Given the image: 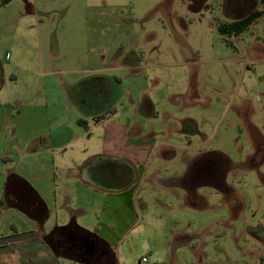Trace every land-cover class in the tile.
I'll return each mask as SVG.
<instances>
[{"label": "rangeland", "instance_id": "rangeland-1", "mask_svg": "<svg viewBox=\"0 0 264 264\" xmlns=\"http://www.w3.org/2000/svg\"><path fill=\"white\" fill-rule=\"evenodd\" d=\"M251 9L264 10V2L28 0L23 5L22 0H9L1 5L0 196L10 175L49 191L53 174L60 173V149L36 139L46 122H70L71 112L55 105L61 92L70 89L64 83L69 67L51 59H91L89 67L94 59H141L137 70L114 72L121 79L112 83L118 96L114 119L128 114L122 119L131 120L137 107L131 104L133 93L139 90L152 104L144 100L136 108L144 133H174L165 114L176 115L181 126L189 127L184 134L192 133V145L201 146L197 152L225 148L242 164L226 181L237 192L238 223L234 230L229 226L228 211L226 221H219L221 213L219 219L208 215L207 225L195 228L205 237L206 253L194 251L193 257L207 261L203 264H264V14L237 36L221 35L217 29ZM82 62L72 67H86ZM75 126L72 121L69 130ZM181 130L186 132L185 127ZM81 131L96 151L100 128L89 122ZM78 139L84 140L74 134L71 142ZM172 144L188 143L175 133ZM251 158L255 163L244 166ZM15 178L12 184L21 186ZM144 189L145 194L153 192ZM52 212L50 225L61 215ZM134 217L130 214L129 219ZM27 223L24 213L0 208V242L14 243L12 227L25 231ZM142 238L135 228L124 244L114 241L115 257L127 264H145L142 257L149 264H163L151 256ZM1 258L10 264L16 254Z\"/></svg>", "mask_w": 264, "mask_h": 264}, {"label": "crops", "instance_id": "crops-1", "mask_svg": "<svg viewBox=\"0 0 264 264\" xmlns=\"http://www.w3.org/2000/svg\"><path fill=\"white\" fill-rule=\"evenodd\" d=\"M51 60L69 67L64 74L70 78L64 83L70 89L61 92L62 96L59 95L55 105H62L65 111L71 112L70 122L66 124L61 119L46 122V130L36 139L47 141L49 145L55 143L54 147L60 149V173L53 174L54 187L52 185L49 191L37 182L29 183L24 179L41 200L40 204L34 199L27 205L19 203L12 192L13 189L23 191L22 186L17 185H13L6 195L7 199L0 204V208L12 207L24 213L29 222L25 231L12 227L16 239H13L14 243L0 242V264H8L1 258L6 254H16L10 264H127L123 259L113 258L112 246L116 240H122L124 244L135 228H140L147 251L156 261L163 264L207 262L192 255L199 250L206 253L205 237L196 231V225L205 226L207 222L204 220L208 215L219 219L220 213L222 218L219 221H226L227 211L229 226L233 230L239 221V212L234 211L237 192L226 182L231 171L237 168L230 166L222 179L214 176L210 179L208 170L212 161L217 159L230 165L240 160H233L225 148L197 152L201 146L192 145V133L189 131L188 136L184 134L188 133L189 127L186 123L181 126L176 115L165 114L173 122L168 128L175 129L174 133L167 132L166 136L156 135L153 131L144 133L138 120L140 112L136 108L144 102L152 104L150 99H143L141 96L144 95L136 89L131 104L137 107L130 116L131 120L122 119L128 114L123 115L121 120L114 119L113 108L118 103V96L112 83L114 79L121 81L114 72L137 70L141 59H94L91 67L86 66L91 59ZM78 62L86 67H72ZM124 78L130 79V75L126 74ZM99 82L106 85L95 88L100 85ZM78 120H82L87 127L91 122L100 128L96 151L91 140L83 136V126ZM72 121L76 125L73 131L69 130ZM248 126L250 128V124ZM183 127L186 132L181 130ZM175 133L185 138L188 144H172ZM74 134L84 140L72 143ZM221 141L224 143L225 139L221 138ZM154 154L155 158H151ZM254 163L251 158L244 166L251 167ZM146 186L151 187L153 192L145 194ZM3 198L5 187L0 201ZM51 212L55 216L61 214L53 226L49 222ZM130 214L135 217L129 219ZM63 230L80 233L89 240L79 248L84 246L82 252L89 248L91 256L81 255V251H77L78 255L67 253L54 247L52 233ZM68 237L73 238L71 235Z\"/></svg>", "mask_w": 264, "mask_h": 264}, {"label": "flooded vegetation", "instance_id": "flooded-vegetation-1", "mask_svg": "<svg viewBox=\"0 0 264 264\" xmlns=\"http://www.w3.org/2000/svg\"><path fill=\"white\" fill-rule=\"evenodd\" d=\"M8 1L9 0H0V6L5 4ZM22 1L24 5H28V0H22ZM1 79H2V67L0 65V87H1ZM102 86H105V84L103 85L100 84L96 86L95 88L99 89ZM212 162L213 163H211L210 168L208 170L210 179H212L213 176L219 179H222L226 175L230 166L235 167V165L233 164L230 165L225 160H222V159H217L216 161H212ZM12 192L14 196L18 199L17 201H19V203L27 205L28 199L23 191L21 192L19 189H13ZM70 235L73 236V238L68 237ZM51 236H52V245L54 247L64 252L77 254V255L80 254L77 251H80L79 247L81 246V244L85 246L86 242L89 241L84 236H82L80 233L71 232L68 230L54 232L52 233ZM84 246L82 249H84ZM93 251H95L94 248H93Z\"/></svg>", "mask_w": 264, "mask_h": 264}, {"label": "trees", "instance_id": "trees-1", "mask_svg": "<svg viewBox=\"0 0 264 264\" xmlns=\"http://www.w3.org/2000/svg\"><path fill=\"white\" fill-rule=\"evenodd\" d=\"M262 2H264V0H262ZM262 14H264V10L251 9V10L245 12L244 14H241L237 17L231 18V20H229L226 23L218 24V26H217L218 32L224 36H230V35L237 36L240 33H242L252 22H254ZM78 122L83 127H85V128L87 127L82 120H78ZM15 176L16 175H10V178L7 180V183L5 184V198H3L0 201V204H2L7 199L6 195H8L10 190L13 189L12 188L13 184H12L11 180L14 179ZM15 179H18L19 181H21V184H20L22 186L21 188H23V192L25 193L28 201H31L32 199H34L38 204H40L41 200L37 197V195L35 193H33L32 188H30L28 183L21 178L16 177ZM111 254L114 258L115 254L113 251H111ZM114 263H115V261H114Z\"/></svg>", "mask_w": 264, "mask_h": 264}, {"label": "water", "instance_id": "water-1", "mask_svg": "<svg viewBox=\"0 0 264 264\" xmlns=\"http://www.w3.org/2000/svg\"><path fill=\"white\" fill-rule=\"evenodd\" d=\"M234 165H235V168H238V167H241V166H242L241 163H235ZM80 251L82 252L81 249H80ZM84 254H85L86 256H87V255H88V256H89V255L91 256V252H90L89 248H88V250L86 249L85 252H82V253H81V255H84ZM79 262H81V261H79ZM82 263H85V261H82Z\"/></svg>", "mask_w": 264, "mask_h": 264}, {"label": "built area", "instance_id": "built-area-1", "mask_svg": "<svg viewBox=\"0 0 264 264\" xmlns=\"http://www.w3.org/2000/svg\"><path fill=\"white\" fill-rule=\"evenodd\" d=\"M141 262L145 264H149V259H147L146 257H142Z\"/></svg>", "mask_w": 264, "mask_h": 264}]
</instances>
